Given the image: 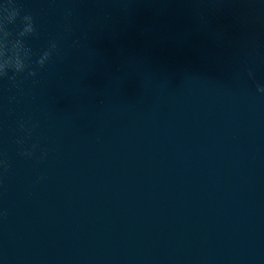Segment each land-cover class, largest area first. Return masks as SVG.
<instances>
[{"label":"water","instance_id":"obj_1","mask_svg":"<svg viewBox=\"0 0 264 264\" xmlns=\"http://www.w3.org/2000/svg\"><path fill=\"white\" fill-rule=\"evenodd\" d=\"M13 3L0 264H264V0Z\"/></svg>","mask_w":264,"mask_h":264},{"label":"clouds","instance_id":"obj_2","mask_svg":"<svg viewBox=\"0 0 264 264\" xmlns=\"http://www.w3.org/2000/svg\"><path fill=\"white\" fill-rule=\"evenodd\" d=\"M0 21H7L9 24L16 20V18L20 15V9L17 8L13 0H5L3 5H0ZM25 21H31L27 28H25V32L34 33V21L31 15H25L22 18ZM23 34V33H22ZM11 32L7 30L5 27L3 31V36L0 37V77L8 76L9 70H13L15 73H22L28 67V60L31 56V52L28 50L24 51L23 58H21V53L18 50L15 44H12L9 40ZM53 49L56 48L55 43L51 46ZM51 56L50 51H46L43 54V57L38 61L40 66H43L45 61L49 59ZM34 71L30 72V75H35ZM25 155H30V153H24Z\"/></svg>","mask_w":264,"mask_h":264}]
</instances>
